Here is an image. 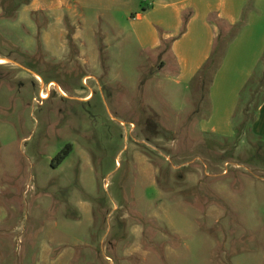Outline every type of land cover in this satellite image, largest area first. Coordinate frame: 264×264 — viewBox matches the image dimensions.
<instances>
[{"label": "rangeland", "instance_id": "1", "mask_svg": "<svg viewBox=\"0 0 264 264\" xmlns=\"http://www.w3.org/2000/svg\"><path fill=\"white\" fill-rule=\"evenodd\" d=\"M0 1V264H264V73L206 135L149 0Z\"/></svg>", "mask_w": 264, "mask_h": 264}, {"label": "crops", "instance_id": "2", "mask_svg": "<svg viewBox=\"0 0 264 264\" xmlns=\"http://www.w3.org/2000/svg\"><path fill=\"white\" fill-rule=\"evenodd\" d=\"M235 25L240 29L228 43L199 122L204 134L223 139L235 134L243 93L257 72L264 73V0H149L146 10L131 18L143 50L155 53L163 40L171 42L167 51L174 68L167 78L185 90L210 58L219 36ZM248 130L264 142V99Z\"/></svg>", "mask_w": 264, "mask_h": 264}, {"label": "trees", "instance_id": "3", "mask_svg": "<svg viewBox=\"0 0 264 264\" xmlns=\"http://www.w3.org/2000/svg\"><path fill=\"white\" fill-rule=\"evenodd\" d=\"M18 0H13L14 3H16ZM0 6H2V1H0ZM184 23L186 24L187 18L185 16ZM240 29V25L232 26L225 36H219L215 47L213 49V52L210 56V58L207 60V62L204 64V66L201 68L197 76L195 77L194 81H197L198 90L201 94L202 98H206L209 87L213 81V78L218 71L222 60L225 55L226 48L228 46V43L234 38V36L238 33ZM185 30V27L183 28V31ZM170 41H162V46L165 50H168L170 48ZM66 156L61 157V161L64 160Z\"/></svg>", "mask_w": 264, "mask_h": 264}, {"label": "built area", "instance_id": "4", "mask_svg": "<svg viewBox=\"0 0 264 264\" xmlns=\"http://www.w3.org/2000/svg\"><path fill=\"white\" fill-rule=\"evenodd\" d=\"M48 92H49V91H47V92L42 91V93L40 94V98H41V100H45V99L43 98V96H48Z\"/></svg>", "mask_w": 264, "mask_h": 264}, {"label": "bare ground", "instance_id": "5", "mask_svg": "<svg viewBox=\"0 0 264 264\" xmlns=\"http://www.w3.org/2000/svg\"><path fill=\"white\" fill-rule=\"evenodd\" d=\"M4 62H5V60L0 59V64H2V63H4ZM43 98L46 99V98H48V96H43Z\"/></svg>", "mask_w": 264, "mask_h": 264}]
</instances>
